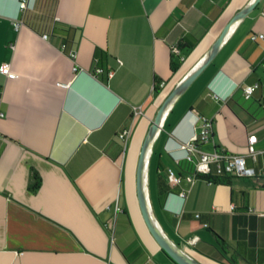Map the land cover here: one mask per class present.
Masks as SVG:
<instances>
[{"label": "crops", "instance_id": "0c3cea01", "mask_svg": "<svg viewBox=\"0 0 264 264\" xmlns=\"http://www.w3.org/2000/svg\"><path fill=\"white\" fill-rule=\"evenodd\" d=\"M19 1L0 0V66L9 63L17 74L0 73V264H175L146 240L151 255L132 224L141 149L169 96L254 0H37L25 15ZM17 18L24 20L19 31ZM70 29L69 48L61 35ZM260 33L264 0L170 106L149 161L171 239L229 262L240 244L252 263L238 257V264H264V186L257 181L264 178V39H251ZM134 107L143 114L135 118ZM197 116L213 121L205 151L248 156V139L257 135V159L247 158L257 177L232 185L183 180L161 197L160 164L191 173L180 145L195 135ZM124 130L127 143L119 138ZM33 172L42 180L35 192ZM137 248L141 254L131 257Z\"/></svg>", "mask_w": 264, "mask_h": 264}, {"label": "built area", "instance_id": "2783aa9c", "mask_svg": "<svg viewBox=\"0 0 264 264\" xmlns=\"http://www.w3.org/2000/svg\"><path fill=\"white\" fill-rule=\"evenodd\" d=\"M36 3L37 0H20L19 5L22 15H25L30 11H34L36 9ZM58 20L59 19L56 18V21ZM23 25L24 20L22 18L15 19L14 27L16 31H19ZM43 38L48 39L49 34H44ZM251 39L254 41L264 39V34H252ZM172 52L175 54H179L180 50L178 47H173ZM69 56L72 59H75L77 56V52L75 50H71L69 52ZM75 70H77V67H75ZM97 71L98 73H102L103 69H97L96 73ZM0 73L11 79L17 77V74L11 70V66L9 63H3L0 66ZM111 75L112 72H110V76ZM253 91V86L246 87V97H251ZM216 98L219 97L216 96ZM133 111L135 118L143 114V110L141 109V107H134ZM212 130V119L203 116H197V129L195 135L190 142L180 145V147L185 150V155L183 156V158L188 163L192 164L193 171L184 177L182 175H178L172 169H169L168 182L172 186H180L183 180H186L190 184H194L200 176H215L225 173L238 177H257L255 169L250 167L247 163V158H251L256 161L259 154V151L256 147L258 141L257 135H251L248 139V156H238L230 154L225 150H215L211 152L203 150L201 148V145L210 142ZM129 136L130 130H124L119 134V138L124 143H127ZM181 196H185V192H182ZM233 208L234 206L232 207V209ZM118 210H120V208H118ZM196 217L199 218L200 215L197 214ZM198 240V237L192 238L191 243L196 244Z\"/></svg>", "mask_w": 264, "mask_h": 264}, {"label": "water", "instance_id": "95a60500", "mask_svg": "<svg viewBox=\"0 0 264 264\" xmlns=\"http://www.w3.org/2000/svg\"><path fill=\"white\" fill-rule=\"evenodd\" d=\"M259 0H254L245 10L240 12L226 27L222 36L215 44L211 52L205 58V60L192 72L179 86L174 90V92L169 96L161 110L159 111L158 116L153 122L150 131L144 141V144L141 149L138 166H137V198L138 203L141 209V213L145 224L154 237V239L159 244L160 248L164 253L175 263V264H201L194 257H192L185 249L177 244L171 239V237L166 233L162 224L160 223L151 199L149 195L148 188V172H149V161L152 154V148L155 139L157 138L160 130L163 119L170 108L174 103L176 98L180 93L189 85V83L194 79L195 76L201 71V69L208 63L212 58L214 53L217 51L226 35L229 33L231 28L253 7L257 4ZM257 181L264 185V178H258Z\"/></svg>", "mask_w": 264, "mask_h": 264}, {"label": "trees", "instance_id": "16d2710c", "mask_svg": "<svg viewBox=\"0 0 264 264\" xmlns=\"http://www.w3.org/2000/svg\"><path fill=\"white\" fill-rule=\"evenodd\" d=\"M74 37H75V30L74 29H70V30L67 31L66 34L61 35L62 42L65 43L69 48L74 43ZM171 68L173 70L175 69L174 61L171 62ZM97 74H99L98 71H97ZM159 169H160V175H159V180H158V187H159V191H160L161 197L166 196L169 193L176 192L177 191V187L172 186L168 182V169H166L165 165H163V164H160ZM190 171L191 172L193 171V167L192 166H190ZM199 178L205 179V180H207L209 182H213V183H221V184H225V185H232L233 179L234 178H238V176L229 175V174L225 173V174H222V175H215V176H200ZM242 178H248V177H242ZM33 179H34V183L31 185L30 189H31V191L35 192V191L40 189L41 184H42V180H41L40 176L36 172H33ZM261 186H264V185L262 184ZM235 193L236 192L233 189V195ZM241 193L244 194L245 192H241ZM158 219H159V217H158ZM159 221H160V223L162 224V226H163V228L165 230V227H164V225H163V223L161 222L160 219H159ZM216 242H217L218 246L225 253H229V249L231 247L218 235H216ZM240 247H241V245L239 244L238 248L235 251L236 254L232 256L230 264H238V257H241L243 260L247 261L248 263H252V260H251L250 256L246 255L245 253H242V251H241L242 248L240 249ZM141 251H142L141 248L135 249L133 251L131 257L132 256L134 257V256H137V255L141 254Z\"/></svg>", "mask_w": 264, "mask_h": 264}, {"label": "rangeland", "instance_id": "374dc122", "mask_svg": "<svg viewBox=\"0 0 264 264\" xmlns=\"http://www.w3.org/2000/svg\"><path fill=\"white\" fill-rule=\"evenodd\" d=\"M148 188H149L150 199H151V202H152V205H153V208H154V211H155L157 217H159V219L163 223L167 234H169L171 237H174L173 232L162 221L161 215L159 214L157 200H156V192H155V177H154L153 170L150 171V169L148 172ZM138 208L139 209L136 208L135 213L134 212L131 213V219H132V224H133V227L135 229V232L137 233L141 243L144 244L148 248L149 244H148V242H146V240H148L150 242H152L151 240H154L156 242V244L159 246V244L154 239L152 234L148 233V231H147L148 228H147L145 221L143 219L140 206ZM148 234H151V235H148ZM151 238H153V239H151ZM148 251L150 252L151 255L156 257L155 252L153 250L148 248ZM187 252L201 264H230L228 258L225 257L224 255L221 258H218V257L213 256L211 254L205 255V254H201V252L194 250L191 247L187 249Z\"/></svg>", "mask_w": 264, "mask_h": 264}]
</instances>
